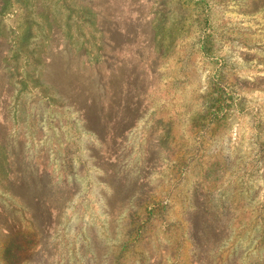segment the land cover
Here are the masks:
<instances>
[{"label": "rangeland", "instance_id": "rangeland-1", "mask_svg": "<svg viewBox=\"0 0 264 264\" xmlns=\"http://www.w3.org/2000/svg\"><path fill=\"white\" fill-rule=\"evenodd\" d=\"M0 146V264H264V0H0Z\"/></svg>", "mask_w": 264, "mask_h": 264}, {"label": "trees", "instance_id": "trees-1", "mask_svg": "<svg viewBox=\"0 0 264 264\" xmlns=\"http://www.w3.org/2000/svg\"><path fill=\"white\" fill-rule=\"evenodd\" d=\"M46 20V22L47 21H49V19H45ZM47 28V27H46ZM53 28V24H51V23H48V28H47V30H49L50 31V29H52ZM19 49H15V51H17V52H19L18 51ZM0 149H2L1 148V146H0ZM1 151V150H0ZM2 157L3 156H1L0 155V173L1 174H3L4 172L6 173V170H7V168H6V166H4V161L2 160ZM138 230V232L140 233V228H138L137 229ZM131 234L132 233H134V232H130ZM129 234V233H128ZM139 240H141V241H143L144 240V237H141ZM207 250V249H206ZM208 251V250H207ZM173 252H174V257H173V259H170V261H171V264H177L178 263V258H179V256H180V254H179V252H180V250H178V251H174L173 250ZM140 255L139 256H141V257H143V259H142V264H147V258H146V256H145V254L144 253H139ZM195 254H193V256H194ZM192 256V257H193ZM203 259V258H202ZM201 259V260H202ZM117 264H120L119 262H117Z\"/></svg>", "mask_w": 264, "mask_h": 264}]
</instances>
